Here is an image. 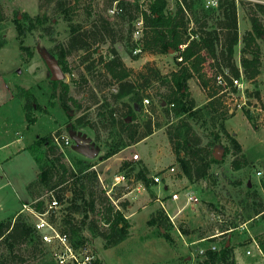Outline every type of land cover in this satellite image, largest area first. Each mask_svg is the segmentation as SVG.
<instances>
[{
	"label": "rangeland",
	"instance_id": "rangeland-1",
	"mask_svg": "<svg viewBox=\"0 0 264 264\" xmlns=\"http://www.w3.org/2000/svg\"><path fill=\"white\" fill-rule=\"evenodd\" d=\"M138 1L147 7L152 0ZM236 1L240 41L236 46L235 59L242 71L240 59L241 49L244 46L243 37L251 29L249 11L251 10L254 14L257 10L255 1ZM0 3L6 15V19L0 25L7 38L6 45L0 48V114L11 110L9 124L6 126L0 121V145L11 142L18 136L23 139L24 144H32L36 138L82 131L92 137L96 145L100 147L101 151L96 158H87L74 151L72 147L54 142L58 148L55 155L51 154V160L58 156L67 166H71L74 157L82 159L84 163H98L107 151L125 137V134L119 136V129L114 126L113 121L110 120L104 124L101 115L106 114L110 117V111L115 108L119 110L118 113H124L127 111L125 101H128V98H124L120 103L114 101L111 96L114 81L103 70L102 59H109L112 55L111 49H116L125 64L134 69L133 79H136V75L140 72L148 73L147 64L149 67H158L163 75L179 68L181 61L179 57L177 58L179 51L168 53L143 51L137 59L131 57L129 48L137 43L142 35L141 23L135 22L134 28L139 30L134 31L130 38V22L115 15L116 0H79L68 3V20L64 18V15L55 12L47 0H0ZM41 3H45V6L41 7ZM204 3L206 7L218 5V2L207 5V0H204ZM175 5L176 0H169L170 11L175 9ZM24 14L34 18L37 15H47L53 21L46 20L42 24L36 22L31 29L28 28V22L22 16ZM217 15L218 12L214 13L208 22L214 23ZM18 16L23 21L21 24L26 26L25 34L22 36L16 28L15 17ZM100 17H105L112 22L110 37L115 40L107 38L100 44H94L87 52L74 51L67 57L68 70H64L63 65L58 63L64 75L62 80L69 84V95L72 96V100L64 105L61 99V85L57 88V96L51 97L52 72L48 63L50 60L58 62V54L53 48L57 43L67 42L71 24L78 23L89 27L93 19ZM258 17L263 18L264 14L259 13ZM49 25L48 33L44 27ZM257 44L260 48L261 72L256 79L254 81L246 79L248 85L245 89L235 86L236 90L232 91L229 88L225 91L221 104L216 105V110L211 117L191 120L196 133L202 137V145L212 141L213 153L217 158H223L220 163H212L207 175L203 178L195 180L187 178L177 158L176 149L173 148L174 144L168 137V128L172 127L171 118L165 115L163 110L165 102L161 100L162 94L166 93L165 86L158 81H153L142 90L144 98H149L150 103L147 104V110L144 100L142 107L136 105L132 122L138 126L139 131H143L146 121L151 119L154 133L147 136L144 144L138 147L141 153L140 159L135 160L131 157V165L122 170H120L121 165L112 166L109 169H104V165L92 167L100 172L113 195L121 194L120 201L126 199L130 204V199L135 200L132 202L133 207L128 204L124 209L127 215L135 211L131 217L134 219L132 223L134 227L131 226L129 236L121 244L105 248L103 238L91 236L89 232H85L89 235L85 243L93 246L97 255L102 252L107 261L103 260L104 264H200L203 259V256L199 254L201 248L208 249L210 245L215 244L219 249L226 240L233 245V258L236 264L264 263V258L258 254L251 242V235L259 242L260 239H264V213L256 214L264 208V39L257 38ZM137 51L139 50H135L134 53ZM88 65L91 67L90 71H88ZM211 65L212 59L209 58L202 67L201 73L204 74L205 79L215 73V68ZM225 71L227 72L228 68L225 67ZM200 77V74L196 73L188 81L197 106L208 101ZM8 83H12L17 94L20 93L19 87H22L29 89L34 99L36 98L39 108L33 110V113L37 116V120L29 127L28 122L18 118L15 112L16 102L4 103L9 93ZM256 90L261 93V98L254 96ZM51 101H54V104H51ZM23 102L24 99H22ZM223 112L225 113L222 116ZM82 116L85 117V122L90 121L93 124L94 129L79 122ZM128 118L132 119V116L128 115ZM174 121L177 122V120ZM222 122L227 131L239 142L240 150L236 149L222 132ZM39 135L40 137H37ZM17 147V144H13L12 149ZM225 147H230V152L227 153ZM10 150H0L2 164L5 162L3 156L9 154ZM29 157L30 153L26 152L9 164L4 163L2 166L0 163V206H2L0 214L3 211L11 212L18 207L17 193L19 194L23 188L27 189L24 184L36 176L34 163ZM235 158H238L240 162L246 161L247 165L235 169L232 164ZM132 166L135 167V172L146 166L149 172L148 177L152 178L151 190L156 194L159 191L165 195L164 200L170 198L168 193H179L177 206L180 205L181 210L178 208V211L176 210V213H179L175 220L176 227L165 212L169 219V223L165 219L168 236L163 234L164 231L160 232L158 225L148 222L151 215L155 213L149 214L150 210L155 209L160 203L155 201V197L144 185L140 187V190L132 193L131 198H127L126 194L136 182L133 175L128 177L125 174ZM171 167H175V171L169 178L165 177L161 183H154V175L162 174ZM3 169L5 171L9 169L14 173L12 179L14 185L7 184L8 180ZM260 169L263 173L258 176L257 171ZM117 174L124 176L125 180L114 185V177ZM165 186L168 187V192L163 191ZM99 188V186L95 188L98 193H100ZM48 189L44 186L36 189L35 192L41 196L46 194ZM187 192L196 196L197 200H188ZM30 197L27 201L32 200ZM159 209L162 208L159 206L156 211ZM77 217L80 218L81 215L77 214ZM245 221H249L247 224L249 231L243 227L237 229ZM58 225L60 226V223ZM231 228L235 230L227 231ZM214 235L217 236L213 240ZM202 238L205 239L202 240ZM193 240L197 242L192 244ZM249 249L252 251L251 254L247 253ZM5 252L6 249L0 245V254ZM18 252L24 260H18L14 264H58L51 254V249L44 244L41 250L35 253L29 251L25 245L18 248Z\"/></svg>",
	"mask_w": 264,
	"mask_h": 264
},
{
	"label": "trees",
	"instance_id": "trees-1",
	"mask_svg": "<svg viewBox=\"0 0 264 264\" xmlns=\"http://www.w3.org/2000/svg\"><path fill=\"white\" fill-rule=\"evenodd\" d=\"M77 1L79 0H47V3L53 6L55 12L64 15V18L68 20L67 4ZM40 6H45V3H41ZM255 6L256 13L249 11L251 29L243 37L244 46L241 49L240 59L243 69L241 71L235 59L236 46L240 41L236 0H218L216 7H206L204 0H176L173 11L169 10V0H152L147 7H144L138 0H116L115 15L130 22V38L134 31L139 30L134 28L135 22L141 23L142 35L139 41L129 48V54L133 59H137L143 51L151 53L179 51L177 58L182 59L179 62V68L164 75L158 67H149L147 64L148 73L140 72L136 75V79L132 78L135 74L134 69L125 64L116 49H111L112 55L109 59H102L103 70L114 81L111 87V96L114 101L120 103L124 98H128V101H125L127 111L124 113H118L119 110L115 108L110 111V117L106 114L101 115L104 124L110 120L114 122L111 123L119 129V136L125 134V137H120L122 138L120 142L107 151L102 159L109 158L123 148L136 144L154 133L151 119L146 121L143 131H139L138 126L132 121L135 117L136 105L142 107L143 100L146 98L142 90L153 81H158L166 88V93L162 94L161 100L165 102L163 106L165 115L171 118L172 127L168 128V137L174 144L173 148L176 149L177 158L187 178L190 180L203 178L207 175L212 163L222 162L223 158H217L211 149L212 141L202 145V137L196 133L191 120L211 117L216 110V105L221 104L225 91H223L222 84L218 82L219 75L233 91L236 90L233 84L234 78L243 75L245 79L254 81L261 72L260 48L257 38L264 39V23L261 17H258L259 13L264 14V4L255 3ZM216 12H218L216 21L209 23V18ZM22 16L27 20L28 28L31 29L36 22L42 24L46 20L53 21L47 15H37L35 18L27 14ZM5 19L6 15L0 3V24ZM15 23L19 35L25 34L26 26L21 24L23 21L19 16L15 17ZM112 26V22L105 17L93 19L89 27L78 23L71 24L67 42L57 43L53 48L58 54V63L63 65L64 70H68L67 57L74 51L87 52L94 44H100L107 38L115 40L110 37ZM44 30L49 33L50 25L45 26ZM6 43L7 38L0 25V48ZM182 44H185L184 48H181ZM137 49L139 51L134 53ZM209 58L212 59L211 66L215 68V73L205 79L201 70ZM225 67L228 68L227 72ZM90 69L88 65V71ZM196 73L200 74L202 88L208 96V101L201 106H197L188 83ZM59 85L62 89L61 99L66 105L69 100H72L67 82L52 80L51 97L57 96ZM19 89L20 93L17 95L24 99L23 108L29 127L37 120L33 110L38 109L39 105L29 89L22 87ZM254 96L261 98V93L256 90ZM51 102L54 104V101ZM131 102L134 105L130 104ZM128 115H131L132 119H129ZM84 118L82 116L79 122L94 129L93 124L90 121L85 122ZM221 130L229 138L230 143L240 150L239 142L227 131L223 122ZM57 148L53 142V135L37 138L30 146L34 159L39 165L36 179L27 185L32 199L40 197L36 194V189L46 186L49 191H54L59 200L66 201L62 209L60 226L74 247L85 243L89 235L103 238L105 248L121 243L129 236L132 226L124 213L129 202L126 199L120 201L121 194H112L114 200H119L117 203L120 207L114 204L113 199L106 194V189L100 182V172L92 169L96 163H84L82 159L74 157L71 166H67L58 156L51 160V154L55 155ZM225 151L230 152V147H225ZM131 163V160H123L120 170L127 168ZM232 164L235 169H240L243 165H247V162H240L238 158H235ZM125 174L128 177L133 175L136 180L141 181L150 194L156 198L151 190L152 178L148 177L149 172L146 166L137 172L132 166ZM98 186L100 193L95 189ZM67 192L71 193L69 197L66 196ZM262 213H264V208L256 212L260 215ZM77 214L81 217H77ZM165 219L169 223L162 208L152 214L148 222L158 225L160 232L164 229L163 234L168 236ZM86 231L89 235L85 233ZM214 238L215 236L212 237L213 240ZM259 243L264 251V239H260ZM42 244L33 221L26 213L18 212L5 220H0V245L6 249L4 254H0V264H14L18 260L23 261L24 257L18 252V248L23 245L35 253L41 250ZM233 249V245L226 240L217 250L207 249L205 254L201 255L203 259L200 264H236Z\"/></svg>",
	"mask_w": 264,
	"mask_h": 264
},
{
	"label": "built area",
	"instance_id": "built-area-1",
	"mask_svg": "<svg viewBox=\"0 0 264 264\" xmlns=\"http://www.w3.org/2000/svg\"><path fill=\"white\" fill-rule=\"evenodd\" d=\"M255 1L256 3L264 4V0H251ZM218 0H207V5L209 4H216ZM264 18V17H263ZM262 19L264 23V19ZM181 48H184L185 44L180 45ZM182 58L180 57V60ZM218 82L222 84L224 87L223 91H227L229 89V86L227 82L223 79L221 75L218 77ZM233 84L235 86H240L242 89H245L248 85V80L244 78L243 75H241L239 78L233 79ZM149 98L144 99V105L145 108L149 104ZM148 107L146 108V110ZM53 142L57 144H64L69 147H73L74 140L71 137V134H64L60 133L58 135H53ZM133 159L138 160L140 159V154L138 151L134 152L132 155ZM95 168V166L93 167ZM175 171V167H171L168 171L160 174H156L153 176L154 182L161 183L162 180L166 177L169 178L170 175ZM263 173V171L260 169L257 171V175L260 176ZM100 182L102 186L106 189V194L112 198V190L107 187V184L104 182L103 177L101 174H99ZM125 180V177L121 174H117L114 177L113 184H119L122 181ZM70 192L66 193V196H70ZM188 200L194 199L197 200L196 196H192L189 192L186 193ZM170 199L172 200H178L179 199V193L173 192L170 195ZM42 202V206L39 208V204ZM114 204H116L117 207H120L118 205V201L114 200ZM156 201H158L161 205V207L165 210L167 213L169 219L171 220L172 224L176 227V221L175 216L171 215L169 213V210L166 206V203L164 201L163 197H157ZM66 202V201H65ZM64 201L62 202L59 200L56 196L53 190L47 191L46 194L41 195L38 198L32 199L29 203H23L21 212L26 213L31 220L34 223L35 229L39 233L41 237V241L45 246H48L51 249V254L55 258L56 262L58 264H104L102 258L96 254L94 247L90 246L89 243H83L82 245H79V247H74L69 240L68 235L61 229V226L58 224L60 223V219L62 216V209L66 205ZM59 220V221H58ZM248 222L245 221L241 224L240 227H237V229H240L241 227L245 228L249 231ZM235 230V228L228 229L227 231ZM217 236V235H214ZM203 238L202 240H204ZM251 242L253 246H255V249L257 250L258 254H260L264 258V251L261 247L259 241L251 235ZM196 243V242H192ZM208 249L211 250H217V247L215 244H212L208 247ZM207 249L201 248L199 250V254L204 255ZM248 254H251L252 251L249 249L247 250Z\"/></svg>",
	"mask_w": 264,
	"mask_h": 264
},
{
	"label": "crops",
	"instance_id": "crops-1",
	"mask_svg": "<svg viewBox=\"0 0 264 264\" xmlns=\"http://www.w3.org/2000/svg\"><path fill=\"white\" fill-rule=\"evenodd\" d=\"M7 89H8V97H6V99L4 100V103L6 104V103H8V102H16V106H17V110L15 111L16 112V114H17V116H18V118H20V119H22V121L23 122H26L27 123V120H26V115H25V111H24V108H23V103H22V99L17 95V92H16V90H14V87H13V85H12V83H8L7 84ZM12 87V88H11ZM195 98V97H194ZM0 116H1V119H0V121L1 122H3V123H5V125L7 126L8 124H9V122H10V116H11V110H8V111H6V112H4V114L3 113H1L0 114ZM1 133H2V131H1ZM37 137H40V135L39 136H37ZM37 139V138H36ZM147 138L145 137L143 140H141L140 142H138V143H136V144H133V145H130V146H127V147H125V148H123L122 150H120L119 152H117L116 154H114V155H112V156H110L109 158H106V159H102V157H101V159H99L98 160V163H96V165H94L95 166V168H97V166H102V165H104V169H109V168H111L112 166H119V165H121V163H122V161L123 160H131V157H132V155H133V153L134 152H136V151H138V153L141 155V153L139 152V150H138V147L139 146H142V144H144V142H145V140H146ZM34 142V141H33ZM32 142V143H33ZM13 144H17L18 145V147L17 148H15V149H12V146H13ZM30 145H31V143L30 144H24V141H23V139L21 138V137H16L15 139H13L11 142H6V143H4V144H1L0 145V150H4V149H11L10 151H11V153H10V151L8 152L9 154H5L3 157H4V160H5V162H3V164L5 163V164H9L10 162H12L15 158H17V157H19V156H21V155H23V154H26V152H29L30 153V160L34 163V166H35V172H36V176L32 179V180H29L26 184H24L26 187H27V185L31 182V181H33L34 179H36V177H37V175H38V172H39V166H38V164H37V162L35 161V159H34V155H33V153L31 152V150H30ZM131 152H133V153H131ZM1 163V162H0ZM3 164L1 163V165L3 166ZM3 171H4V173L6 174L5 176L7 177V180H8V182H7V184H10V185H14V183H13V181H12V179H13V172L12 171H10L9 169H8V171H5V169H3ZM131 179H134V178H131ZM134 181H136L133 185H132V188H131V190L126 194V196H128L127 198H131L130 196L131 195H133L134 194V192L136 191V190H140V187L141 186H143V184H142V182L141 181H138V180H136V179H134ZM163 191H165V192H168V187L167 186H165L164 187V190ZM133 193V194H132ZM24 194V195H23ZM158 194V195H157ZM155 193V195H156V198L157 197H163V198H165L166 196L165 195H162V193H160L159 191H158V193ZM25 195H27V196H25ZM168 195H170V193H168ZM167 195V196H168ZM17 197H18V207L16 208V209H12L11 210V212H7V211H3V213H1L0 215H3L2 217H0V220H5V219H7V218H9V217H11V216H13V215H15V214H17L18 212H21V208H22V204L23 203H29V202H31V199H30V201H27L28 199H29V197H30V194H29V192H28V189H22L21 191H20V193L18 194L17 193ZM31 198V197H30ZM156 198H155V201H156ZM131 200V203L129 204V206H131L132 205V207H133V201H135V200H132V199H130ZM117 201H119V200H117ZM165 201V203H166V206H167V208H168V210H169V213L171 214V215H174L175 216V220H176V217L178 216V214L179 213H176V210H177V208H178V210H181V208H179L180 207V205L179 206H177V200H172V199H170V198H168V200H164ZM169 201H171V202H169ZM158 202V201H157ZM169 202V203H168ZM168 203V204H167ZM159 206L161 207V205H157V207L155 208V209H153V210H150V212H149V214H152V213H154V212H156V210L159 208ZM172 207L171 209H170V207ZM2 206H0V208H1ZM162 208V207H161ZM177 210V211H178ZM5 213V214H4ZM135 214V211L133 210V211H131V212H129V215H127V214H125L126 215V217L130 220L131 219V217L133 216ZM166 214V213H165ZM149 220V219H148ZM130 222H131V224L134 222V219H131L130 220ZM134 226H132V228H133ZM162 231H164V229L162 230ZM203 239V238H202ZM124 241V240H123ZM122 241V242H123ZM121 242V243H122ZM192 242H197L196 240H193ZM121 243H119V244H121ZM118 244V245H119ZM194 244V243H193ZM99 255V254H98ZM101 258H102V260H105V262H107L106 261V258L103 256V254H102V252H100V255H99Z\"/></svg>",
	"mask_w": 264,
	"mask_h": 264
},
{
	"label": "water",
	"instance_id": "water-1",
	"mask_svg": "<svg viewBox=\"0 0 264 264\" xmlns=\"http://www.w3.org/2000/svg\"><path fill=\"white\" fill-rule=\"evenodd\" d=\"M48 66L52 72V80H62L64 78L62 70L56 60H50ZM71 137L74 140L72 148L77 153L90 159L96 158L99 155L101 151L100 147L96 145L92 137L88 136L86 133L82 131L73 132Z\"/></svg>",
	"mask_w": 264,
	"mask_h": 264
}]
</instances>
